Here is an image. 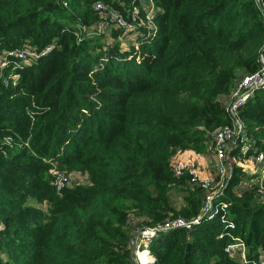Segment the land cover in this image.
I'll use <instances>...</instances> for the list:
<instances>
[{
	"label": "trees",
	"instance_id": "1",
	"mask_svg": "<svg viewBox=\"0 0 264 264\" xmlns=\"http://www.w3.org/2000/svg\"><path fill=\"white\" fill-rule=\"evenodd\" d=\"M98 1L129 35L100 27ZM48 45L29 63L11 54ZM263 61L264 0H0V264H139V229L205 212L211 190L174 175L172 156L209 155L234 123L224 96ZM239 117L247 142L212 217L157 232L148 264H264V89ZM248 165L262 174L246 182ZM56 167L78 172L71 186ZM237 239L248 262L226 251Z\"/></svg>",
	"mask_w": 264,
	"mask_h": 264
},
{
	"label": "built area",
	"instance_id": "2",
	"mask_svg": "<svg viewBox=\"0 0 264 264\" xmlns=\"http://www.w3.org/2000/svg\"><path fill=\"white\" fill-rule=\"evenodd\" d=\"M260 1V0H258ZM95 10L97 11L99 17L101 18V28H107L108 26L119 27L126 31H129L133 26V22H131L124 15H120L119 13L112 11L109 7L102 1H98L94 5ZM54 45H48L42 50H38L35 47L27 46L22 49L15 50L11 52L14 58H17L21 62H30L35 59H38L42 55L49 54ZM30 59V60H29ZM29 60V61H27ZM2 66V64H1ZM259 89H264V61L263 67L259 70L248 73L244 75L236 85V88L233 92V98L231 102L228 104V109L234 118L233 125H225L221 127L218 132L215 134L213 142L208 146V154L213 158L219 160V167L217 170V175L220 177V180L214 184L212 178L209 176H201L198 166V161L191 157H176L173 162V173L178 177L184 176L186 173L191 175V180L193 182H199L202 187L211 190L209 197L207 198V206L206 208H213V201L215 198L221 196L222 189L225 185L228 184L229 177L232 174V171H229V166L226 165V162L229 160L230 150L233 148L235 141L238 143V140H242V130L243 123L239 117V112L246 105L251 95ZM242 137V138H240ZM258 161L264 160V151L260 152L257 157ZM52 173L55 175L54 184L58 190H62L67 181V176L65 171L56 168L52 169ZM205 208V210H206ZM211 213V212H210ZM203 214H207L204 212ZM202 214V215H203ZM201 215V216H202ZM199 216V217H201ZM198 217V218H199ZM194 219L189 222L182 218L174 219L166 221L163 224H158L154 227H147L144 233H148L149 231L153 232L151 234L166 231L178 227H191L192 224L198 220ZM236 242H240L239 244H229L226 247V251L229 254L236 255V249L239 247L240 250H244V243L240 240ZM138 243V242H137ZM243 243V244H241ZM243 259L246 261V252L244 250ZM264 258V255L262 256Z\"/></svg>",
	"mask_w": 264,
	"mask_h": 264
},
{
	"label": "rangeland",
	"instance_id": "3",
	"mask_svg": "<svg viewBox=\"0 0 264 264\" xmlns=\"http://www.w3.org/2000/svg\"><path fill=\"white\" fill-rule=\"evenodd\" d=\"M260 1H262V0H260ZM127 33V35H129V33H130V30L129 31H127L126 32ZM30 60V59H29ZM29 60H27V61H29ZM31 62V61H30ZM27 63H29V62H27ZM4 65V63H2V66ZM244 75H246V74H244ZM243 75V76H244ZM242 78V77H241ZM240 78V79H241ZM242 121V120H241ZM243 124H245L246 125V122L245 123H243ZM241 138V137H240ZM245 142H247V138L246 137H243L242 138V140L239 142L241 145H243V144H245ZM230 152H231V150H230ZM205 156V157H207L208 155L205 153L204 154V152H201V153H199V152H197V151H195V150H193V149H191V148H187V149H180V150H178V151H175V153L173 154V158L175 159L176 157H191V158H193V159H195L196 160V162L199 160L200 161V159H198L199 157L198 156ZM229 155H230V153H229ZM198 157V158H197ZM209 157V156H208ZM230 160H231V162H232V159H231V157H230ZM243 165V164H242ZM198 166H199V164H198ZM213 166H215V160H214V165ZM264 168V167H263ZM262 168V169H263ZM261 169V170H262ZM63 171H65V170H63ZM65 173H66V176H67V182H66V186H71L72 185V179H71V175L70 174H72V173H78L77 171H75V170H73L72 172H69V171H65ZM211 173L212 174H216L217 173V168H216V170L214 169L213 171H211ZM233 173V172H232ZM259 173V175H261L262 173L261 172H258ZM258 173H256V175L254 176V177H257L258 176ZM79 177H80V184H83V185H86V181H87V175L86 174H79ZM241 178L242 179H244L246 182L249 180V176L248 175H246V173H243L242 175H241ZM65 186V187H66ZM183 194H182V192L180 191V190H174L173 192H172V197L174 198V199H180V197L182 196ZM36 204V205H38V206H40V207H43V208H46L47 206H48V204H49V202L46 200V201H44V202H41V203H38V202H36L35 200H33L32 198L31 199H29V201H28V204ZM177 203H178V201H177ZM179 204V203H178ZM211 210H212V208H206V210H205V212H207V215L208 216H210V217H212L211 215H210V212H211ZM147 228V226H143L141 229H139L138 230V233H137V238H136V240H138V243L136 244V241H135V243H134V245L136 244V247H135V249H134V257H135V260L136 261H138V263L139 264H148L149 262H151V261H153L154 260V258H155V256L150 252H147V251H145L144 252V250H148V251H150V249H149V242H150V239H151V237L152 236H154L156 233H154V234H151V233H153V232H151V231H149L148 233L146 232V233H144V231H145V229ZM237 240H239V239H237ZM237 240H235V241H233V242H231V244L233 245V244H239L240 242H236ZM242 242V241H241ZM241 244H243V243H241ZM236 249V251H235V253H237L236 255L237 256H240V253L241 254H243V252H244V250H245V244H244V250H240L239 251V247L238 248H235ZM247 252V251H246ZM246 262H248V260H246Z\"/></svg>",
	"mask_w": 264,
	"mask_h": 264
},
{
	"label": "crops",
	"instance_id": "4",
	"mask_svg": "<svg viewBox=\"0 0 264 264\" xmlns=\"http://www.w3.org/2000/svg\"><path fill=\"white\" fill-rule=\"evenodd\" d=\"M232 98H233V94L228 95V96H224L223 100L227 104H229L231 102ZM235 143H237V142L235 141ZM208 156L205 157V156L201 155V156H198L199 158L197 157L198 159H200V161L198 160V164H199V171L198 172L200 173L201 176H209L211 178L212 177L211 171H213L215 169V167L213 166L214 165L213 158H210V156L209 157ZM216 160L219 162L218 159H216ZM248 166L249 167L246 169L245 173L250 178H252L256 175L258 168H257V166H253V165L252 166L248 165ZM230 178H231V176L229 177V180H230ZM229 180H228V182H229ZM251 181H254V179H251Z\"/></svg>",
	"mask_w": 264,
	"mask_h": 264
},
{
	"label": "water",
	"instance_id": "5",
	"mask_svg": "<svg viewBox=\"0 0 264 264\" xmlns=\"http://www.w3.org/2000/svg\"><path fill=\"white\" fill-rule=\"evenodd\" d=\"M231 176H232V174H231ZM204 215H206V214H203L201 217H199L198 220H196L193 224L199 222V221L202 219V217H203ZM193 224H192V225H193Z\"/></svg>",
	"mask_w": 264,
	"mask_h": 264
}]
</instances>
